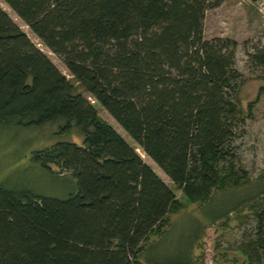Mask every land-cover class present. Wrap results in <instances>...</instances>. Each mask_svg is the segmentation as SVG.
Instances as JSON below:
<instances>
[{
	"label": "trees",
	"instance_id": "1",
	"mask_svg": "<svg viewBox=\"0 0 264 264\" xmlns=\"http://www.w3.org/2000/svg\"><path fill=\"white\" fill-rule=\"evenodd\" d=\"M2 1L72 79L0 6V123L63 120L61 130L77 126L83 140L35 154L47 170L74 175L66 197L0 186V264H192L188 252L182 261L144 257L184 204L136 148L189 202L246 179L233 161L244 122L231 97L237 42L203 32L205 12L225 0ZM246 55L264 70V44ZM253 201L255 237L237 249L243 264H264V204Z\"/></svg>",
	"mask_w": 264,
	"mask_h": 264
},
{
	"label": "rangeland",
	"instance_id": "2",
	"mask_svg": "<svg viewBox=\"0 0 264 264\" xmlns=\"http://www.w3.org/2000/svg\"><path fill=\"white\" fill-rule=\"evenodd\" d=\"M0 6L54 65L72 79L62 60L40 44L2 0ZM203 32L207 39L221 36L237 42L235 66L240 79L231 97L240 108L244 122L240 123L233 141V161L247 172V177L237 188L214 192L212 200L189 202L157 164L136 148L143 160L184 204L181 210L170 215L166 232L161 236H151L152 246L144 257L182 261L188 252L192 264H243L247 259L237 247L241 242L255 237L253 200L258 199L264 204V70L251 65L246 55V51L253 52L264 44V0L223 1L205 12ZM251 102L253 107L249 110L248 104ZM94 106L98 114L126 141L136 146L105 109L95 102ZM63 123V120H57L28 127L0 123V186L60 198L76 191V179L71 171L52 166L57 169L56 174L44 168L35 158L37 151L57 141L82 144L80 128L72 126L69 132H65L61 130Z\"/></svg>",
	"mask_w": 264,
	"mask_h": 264
}]
</instances>
